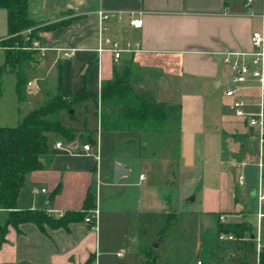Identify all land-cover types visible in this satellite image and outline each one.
<instances>
[{
    "label": "crops",
    "instance_id": "1",
    "mask_svg": "<svg viewBox=\"0 0 264 264\" xmlns=\"http://www.w3.org/2000/svg\"><path fill=\"white\" fill-rule=\"evenodd\" d=\"M244 3L245 0H29L27 17L38 24L37 27L58 22L62 25L41 34L47 51L39 62L35 60L26 70L31 76L29 82H34L33 107H30L28 97L25 102L28 112L51 97L70 99L85 90L95 99L77 104L73 117L77 110L88 114L92 105L96 130L87 127L86 115L78 128L62 125L63 120L73 118L64 112L60 114V123L78 136L95 135L96 146L92 147V155L68 154L55 149L57 153L46 170L25 175L17 208L44 211L59 218L82 212L90 193L98 215L95 231L90 230L84 220L70 223L66 229L44 227V231L31 223L9 226L0 245V264H85L88 260L91 264H99V250L108 248L99 240V229L110 233L122 230L124 241L133 244L138 241L135 230H141L143 218L154 212L153 205L168 214L165 202L159 207L158 201L156 204L147 201L149 194L152 201L158 200L159 193L153 188L149 190V178L139 170L142 167L147 170L150 161L142 143L143 137L150 133H106L99 127L97 113L101 86L112 81L115 73L120 75L126 70L130 72L129 81L135 93L143 88L158 102L180 106L179 132L166 133L180 137L185 162L194 165L193 151L197 142L204 148L213 135L215 143H219L221 183L229 196L219 215L225 214V224H250L251 235L243 242L249 241L253 245L254 223L246 221L247 206L257 207V184L252 174L258 173L256 152L258 158L260 154L263 156L264 163V147L261 152L258 130L236 116L231 109L234 99L223 94L231 88L228 72L222 65L224 54L249 53L252 33L262 29L259 15L264 12V0L253 1V15L247 12ZM99 10L117 16L103 23L107 37L121 45L128 42L134 48L137 46L134 52L123 53L118 63H114L108 51L97 52L96 12ZM138 13L142 28L134 30L129 25L130 14ZM64 52H72V56L64 58ZM240 98L245 103L243 112L257 115L262 110L264 122V90L261 94L257 84L252 82ZM105 135H109L107 145L103 144ZM233 162L246 164L243 184L238 181L241 170L233 167ZM115 164L129 172L117 182L113 178ZM228 166L239 170L235 181L225 174ZM42 190L45 192L41 193ZM5 219L6 212L0 210V225ZM214 225L218 229V223ZM246 250L235 252L245 256ZM141 252L138 264L145 260ZM117 256L122 254L117 253ZM262 259L264 263V255ZM251 260L243 262L250 264Z\"/></svg>",
    "mask_w": 264,
    "mask_h": 264
},
{
    "label": "rangeland",
    "instance_id": "2",
    "mask_svg": "<svg viewBox=\"0 0 264 264\" xmlns=\"http://www.w3.org/2000/svg\"><path fill=\"white\" fill-rule=\"evenodd\" d=\"M6 36V12L0 9V39ZM4 63L5 52H0V68ZM15 85L16 76L13 73H4L0 76V127H17L22 115L29 110L25 103H18ZM33 87L34 82L31 87L28 85L26 87L30 107H33L31 104V96L34 94ZM85 115L87 127L95 131L97 127L92 105L88 108V114L77 110L74 117L68 121L63 120L62 125L67 128L81 127ZM107 136L109 135L103 137L104 145L108 144ZM87 138L88 135H82L78 146L89 145L92 149L93 146L88 143ZM179 138L175 133H150L142 139L145 154L148 155L150 161L146 165L147 170L145 167L139 170L149 178L148 185H151L149 190L154 189L159 193L158 200L152 201L149 194L147 201L151 204H156L158 201L159 207H161V202H165L164 207L169 211L168 214L159 208L156 209L158 205H153L154 212L147 213L143 218L140 225L141 230H135L134 236L138 238V241L133 244L127 240L124 241L125 233L122 230L110 233L99 229L97 234L100 242L108 246L106 249L101 247L99 250L97 255L99 264H138L141 250L143 251L141 252L142 258L145 252L153 254L156 259L155 264H197V262L201 264H244L243 261L249 263L250 259H255L254 245H251L249 241L243 242L249 239L248 235L244 237V240L221 241L219 236L222 232L214 225L216 222L219 225V216L227 220L224 213L219 214L224 211L229 198L221 183V170L218 165L219 143H215L213 135L210 136L204 148L197 142L193 151L194 165H190L182 156L184 151L180 147ZM259 158L256 152V162ZM261 159L263 161V156ZM238 173L239 170L229 166L225 170V174H228L234 181ZM252 175L257 184V174ZM261 182L264 185V171L261 175ZM191 198L193 201L188 203ZM256 208V205L247 206L246 221L254 223V231L256 229ZM235 215H237L236 212ZM212 223L213 227L206 232ZM130 232L133 234L134 231L130 230ZM130 237L133 240V236L130 235ZM158 240H160L158 247L153 249L152 245ZM237 249L242 251L247 249L245 256L235 252ZM117 253H121L122 256L118 257ZM263 255L264 253L260 263Z\"/></svg>",
    "mask_w": 264,
    "mask_h": 264
},
{
    "label": "trees",
    "instance_id": "3",
    "mask_svg": "<svg viewBox=\"0 0 264 264\" xmlns=\"http://www.w3.org/2000/svg\"><path fill=\"white\" fill-rule=\"evenodd\" d=\"M28 2L29 0H0V9L6 12L7 38L3 45L8 48L5 51V63L0 68V76L4 73H13L16 76L15 91L19 104L27 101L26 87L31 76L26 70L35 61L36 55L26 49L21 33L31 29L30 37L42 43L43 32H50L62 25L58 22L47 27H37L38 24L27 17ZM129 79L130 72L126 70L120 75L115 73L112 81L102 84L97 113L100 130L106 133L179 132L180 106L158 102L143 88L135 93ZM93 98L95 99L85 90L79 91L70 99L51 97L43 105L24 115L17 127H0V210L6 212V219L0 225V245L9 226L31 223L40 231H44V227L52 230L66 229L70 223L83 221L95 209L93 195L90 193L86 196L82 212L65 214L59 218L44 211L17 208L25 175L48 168L57 153L54 149L56 143L63 142L66 145L82 139V136H76L73 130L61 125L60 114L74 110L77 104ZM87 139L90 145L96 146L95 135L89 134ZM218 230L241 240L246 235H251L252 228L248 223L219 224ZM155 260L153 254L147 253L142 264H155ZM85 264H91V261L88 260ZM260 264H264L263 259Z\"/></svg>",
    "mask_w": 264,
    "mask_h": 264
},
{
    "label": "built area",
    "instance_id": "4",
    "mask_svg": "<svg viewBox=\"0 0 264 264\" xmlns=\"http://www.w3.org/2000/svg\"><path fill=\"white\" fill-rule=\"evenodd\" d=\"M254 0H245L244 8L247 12L252 14V3ZM96 17L98 20V40H97V52L100 54L102 52L108 51L111 53L114 63H118L121 55L125 52H134L137 46L131 45L130 43H125L121 45L119 42H116L105 35L106 29L103 26V23L109 21L113 18H116V14H109L102 10L96 12ZM259 19L262 23V29L260 31H254L250 38L251 51L249 53H225L222 59L223 68L228 72L229 82L231 88L224 91V96L227 98L234 99L231 109L235 112L237 117L243 118L246 120L247 125L251 128H256L258 130V140L260 151H263L264 147V133H263V113L262 110L257 115H246L243 112L245 107L244 101L240 98V94L245 91L248 85L252 82L257 84V88L260 93H263L264 90V12L259 15ZM129 25L134 30H140L142 28L141 14H130ZM31 29L25 30L21 33L23 43L27 46V50L33 51L35 55V60L40 61L47 51V48L40 40L31 38ZM4 40H0V52H5L8 50L6 46L3 45ZM17 49V47H14ZM13 49V48H10ZM72 56V52H64L63 57L69 58ZM29 87L32 86V83L27 84ZM54 149L68 153V154H82V155H92V149L89 145L78 146L75 143L63 144L56 143ZM79 150V151H78ZM260 158L257 163V185L255 188V199L257 204L256 211V229L255 233L251 237V241L254 245V254L255 259H252L250 264H260V259L264 253V187L261 182V175L264 171V163ZM233 167H239L241 174L238 178L240 184H243V168L245 163H236L231 164ZM142 179V178H140ZM35 194L38 193L37 190L33 191ZM45 191L42 190L41 193ZM97 210L91 211V213L84 218V222L91 226L90 230H96V221H97ZM220 224L226 223V218L223 216L218 217ZM221 241L235 242L236 238L232 234L221 233L219 236ZM241 240H244L241 239ZM200 264V262H197Z\"/></svg>",
    "mask_w": 264,
    "mask_h": 264
},
{
    "label": "water",
    "instance_id": "5",
    "mask_svg": "<svg viewBox=\"0 0 264 264\" xmlns=\"http://www.w3.org/2000/svg\"><path fill=\"white\" fill-rule=\"evenodd\" d=\"M67 114L71 116V115H73V111H72V110H69V111L67 112ZM128 173H129V172H128L123 166L118 165V164H115V165H114L113 178H114V181H115V182H117L120 178H122V177L128 175ZM192 201H193V199L191 198V199L188 201V203H191ZM159 243H160V240H158L156 243H154V244L152 245V248H153V249H156V248L158 247Z\"/></svg>",
    "mask_w": 264,
    "mask_h": 264
}]
</instances>
